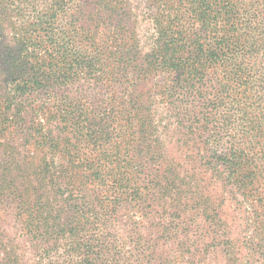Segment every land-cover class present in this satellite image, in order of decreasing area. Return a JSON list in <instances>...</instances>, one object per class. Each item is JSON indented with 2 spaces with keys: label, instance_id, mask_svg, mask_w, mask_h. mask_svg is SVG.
I'll return each instance as SVG.
<instances>
[{
  "label": "trees",
  "instance_id": "1",
  "mask_svg": "<svg viewBox=\"0 0 264 264\" xmlns=\"http://www.w3.org/2000/svg\"><path fill=\"white\" fill-rule=\"evenodd\" d=\"M146 6L142 54L77 18L129 0H0V264H264V0Z\"/></svg>",
  "mask_w": 264,
  "mask_h": 264
},
{
  "label": "rangeland",
  "instance_id": "2",
  "mask_svg": "<svg viewBox=\"0 0 264 264\" xmlns=\"http://www.w3.org/2000/svg\"><path fill=\"white\" fill-rule=\"evenodd\" d=\"M129 2L133 7V12H135V14H138V17L127 16L128 18L125 20V22L121 23L120 25L118 24L120 15L117 12H113L110 19H108L107 16L102 18L101 15L99 17L95 16L93 17V19L92 17H87L86 15L81 17L78 16L77 18L80 21V28H83L86 31L84 39L87 40L88 43L93 39L95 43L101 46V44L105 42L109 36L113 35L116 30L125 37L127 36L125 31L129 30V33L131 32L130 36L135 37L137 41L138 52L140 51L142 54L147 53L150 47L153 45L152 40L155 35V29L149 15L145 16L147 8L146 0H129ZM90 3L92 4V2H86L84 4V6H86L89 10L93 7V5H91ZM166 24L169 25V27L176 26V29H178L179 26H186L182 21H172L171 16L170 18H166ZM103 62L106 65L109 60H103ZM95 72L91 73V75L86 74L77 78V80L71 86H67L66 90H68V92L73 96L80 94L92 97L94 99H97L99 97L101 98L103 96H113V98H116L118 94H121L122 91L116 88L114 82H110L109 80L100 81L99 79H94L96 76ZM157 74L158 76L156 77V79L161 80L163 78V75H159L160 73ZM112 104L114 103L112 102ZM118 108L124 109V107L121 105H118ZM155 111L157 112L156 115H158V117H162V115L166 113V111L162 110L161 108H157ZM13 159L14 157L12 154L7 153L4 155L0 151V164H3L5 160L11 161ZM9 203L7 202V200H5L4 197H2V195H0V225H4L7 230H9L8 224H12V222L10 221V217H8L9 211L6 208L7 206H9ZM7 248L10 252H17L19 246L16 243L14 247L9 246Z\"/></svg>",
  "mask_w": 264,
  "mask_h": 264
}]
</instances>
